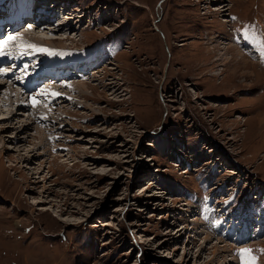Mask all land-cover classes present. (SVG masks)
Wrapping results in <instances>:
<instances>
[{
    "label": "rangeland",
    "instance_id": "obj_1",
    "mask_svg": "<svg viewBox=\"0 0 264 264\" xmlns=\"http://www.w3.org/2000/svg\"><path fill=\"white\" fill-rule=\"evenodd\" d=\"M26 1L0 0L2 30L25 16L38 33L39 5H59L72 35L48 45L92 72L69 70L57 85L82 94L61 89L69 102L36 123L2 86L0 264H241L240 248L264 249V59L241 35L264 31V0H33L12 19Z\"/></svg>",
    "mask_w": 264,
    "mask_h": 264
},
{
    "label": "bare ground",
    "instance_id": "obj_2",
    "mask_svg": "<svg viewBox=\"0 0 264 264\" xmlns=\"http://www.w3.org/2000/svg\"><path fill=\"white\" fill-rule=\"evenodd\" d=\"M37 1V0H36ZM49 2L43 3L40 6V10L38 13H35L36 16L35 18L32 17L31 21L35 22V25L31 24V28L32 30H38L39 32L37 33H32L29 30V33H24L22 31V28H18V26L21 25L22 22H25V16L22 15H29L31 11H34L36 7L35 6V2L33 0H29L28 2L26 1L25 7L26 9H22L20 7V4H18L16 2V6H17V11L15 13V15L12 16L13 18H20V16H22L20 19H17V21L15 23L10 24L11 25V32L6 33V30L4 32L3 26H5V24H0V26H2L1 28V32H0V38H3L4 36L10 35V34H19L21 36V38L28 42V43H33L36 44L38 46L41 47H46L43 44H52L53 40H60V41H64L65 39H69L70 36L72 35L69 32H66V25H68V23L66 24V19L64 18L65 16L62 17V20L58 21L57 23H55L54 20H56L57 14L55 13L57 11V9H59V5H53V7L50 6V8H53V10L49 11L50 13H53L50 17L48 14V10H47V6H48ZM56 7V8H55ZM17 14V16H16ZM60 14V13H59ZM61 15V14H60ZM33 16V15H29ZM28 17V18H29ZM46 17H49V19H46ZM69 18V17H67ZM72 18V16L70 17ZM40 19V20H39ZM60 19V18H59ZM74 19V18H73ZM8 22V21H7ZM40 23V26L37 27ZM28 25V23L26 24ZM61 25L65 26L64 28H60ZM29 28V29H31ZM59 28L60 32V36H55V37H50L47 34V31L49 32H56ZM28 30V29H27ZM46 31V33H44ZM4 32V33H3ZM53 45V44H52ZM66 45L63 44V42H59V44L56 47H52L49 46L46 47L48 49L53 50L54 52H56V55H49L48 53H44V52H32L29 51L28 53H26L25 55H20L19 51L15 49V45H13V53L11 56H5V57H0V68L4 67V68H11L12 72L13 71H17V73H21L24 74V80H18L15 79V77L12 75V72L6 73L5 75H2L4 77L3 82L0 83V92L1 89H3V85L6 86H16L19 90H12L11 93L14 95V93H16L18 96L20 97H27L28 100L31 102L30 100V96L33 94H36L38 96V99H42L47 106H51V111H49V108L47 107H41V106H35L33 107L32 105H28V107L30 109L33 110L34 115L36 117H32V121L31 122H41L43 121V119H40L41 116L47 115L48 119L50 120L51 118V112H52V107H56V105H61L63 103H67L69 102L68 100L70 99H66L64 96H60L58 98H43L40 97L38 95L39 93V89L40 88H49L51 91H55V92H59L61 91V89H64V91L66 90L67 93L72 92V93H76V94H82V88H84V86L86 85V82L81 83V84H67L62 85L61 87H59L57 84L60 85V82H64V81H70L73 78H75L74 76H78L79 78L81 77L80 75H86L88 72H92L90 68H88V66L86 65V62H84L83 58L80 59L79 63L76 65V71H74V76H68L67 74H69L68 69L67 71L65 70V68H71L73 67L72 65L75 66V63L72 62V60L70 62H68L66 60V58L64 59V54H65V50L66 47H64ZM27 66V67H25ZM64 68V69H63ZM27 71H25V70ZM58 74V75H51V74ZM71 74V73H70ZM51 75V76H50ZM54 77H58V79H54ZM60 77V78H59ZM46 82H48L47 84H52L53 83V87H46ZM55 83V84H54ZM9 84V85H8ZM28 84H30L29 86H27ZM44 85V86H43ZM68 85H71V87H68ZM58 86V87H57ZM15 88V87H13ZM71 88H73V90H71ZM80 91H79V90ZM63 93V91H62ZM66 93V92H65ZM8 94V96H9ZM15 97V95H14ZM1 98V97H0ZM16 98V97H15ZM69 98V97H68ZM14 99V98H13ZM17 108L22 107V103H20L19 98H17ZM13 102V101H12ZM12 102H8L6 100V98L0 99V104L3 103L4 105H10L12 104ZM14 104V103H13ZM61 107V106H60ZM1 111V108H0ZM2 112L7 113V111L2 110ZM6 119V118H3ZM36 123V122H35Z\"/></svg>",
    "mask_w": 264,
    "mask_h": 264
},
{
    "label": "snow or ice",
    "instance_id": "obj_3",
    "mask_svg": "<svg viewBox=\"0 0 264 264\" xmlns=\"http://www.w3.org/2000/svg\"><path fill=\"white\" fill-rule=\"evenodd\" d=\"M231 19L235 20V17ZM242 37L245 40L250 41L252 44L259 46L261 58L264 59V31H258L256 25H248L242 32ZM239 39V38H237ZM13 45L15 49L19 51L20 55H25L29 51L32 52H44L49 55H56L57 53L46 47H41L33 43L24 41L19 34H10L0 38V57L11 56L13 53ZM27 67V66H25ZM8 72L6 68H0V76L5 75ZM71 87V85H68ZM38 95L45 99L58 98L62 94L59 92L51 91L49 88H40ZM70 99V98H69ZM31 104L33 107L39 105L41 100L38 99L36 94L30 96ZM47 107V104H45ZM51 111V109H49ZM40 119L47 120V115L41 116ZM258 251L264 253V249L253 250L251 248H240L236 255L240 258L241 264H259V257L255 254Z\"/></svg>",
    "mask_w": 264,
    "mask_h": 264
}]
</instances>
